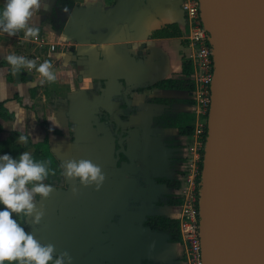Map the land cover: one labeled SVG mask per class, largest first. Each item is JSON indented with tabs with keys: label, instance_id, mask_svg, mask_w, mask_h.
Returning <instances> with one entry per match:
<instances>
[{
	"label": "crops",
	"instance_id": "obj_1",
	"mask_svg": "<svg viewBox=\"0 0 264 264\" xmlns=\"http://www.w3.org/2000/svg\"><path fill=\"white\" fill-rule=\"evenodd\" d=\"M69 1L42 0L37 39L0 31V139L19 133L11 125L24 109V134L33 144L47 141L63 176L37 204L45 213L39 224L13 218L57 254L69 252L73 264H173L179 242L145 222L156 216L178 222V206L169 199L179 203V150L191 143L196 117L188 90L156 85L184 80L186 66L193 72L188 23L177 0ZM52 13L59 31L49 24ZM13 54L37 65L50 61L57 81L35 70L14 72L6 60ZM53 114L60 127L50 133ZM72 159L102 168L99 191L68 180L62 165Z\"/></svg>",
	"mask_w": 264,
	"mask_h": 264
},
{
	"label": "water",
	"instance_id": "obj_2",
	"mask_svg": "<svg viewBox=\"0 0 264 264\" xmlns=\"http://www.w3.org/2000/svg\"><path fill=\"white\" fill-rule=\"evenodd\" d=\"M199 2L214 63L202 264H264V0Z\"/></svg>",
	"mask_w": 264,
	"mask_h": 264
},
{
	"label": "clouds",
	"instance_id": "obj_3",
	"mask_svg": "<svg viewBox=\"0 0 264 264\" xmlns=\"http://www.w3.org/2000/svg\"><path fill=\"white\" fill-rule=\"evenodd\" d=\"M41 6L42 0H5L0 8V31L9 36L23 32L25 38L37 39L40 32L36 23L39 19L37 13ZM6 60L14 72L24 68L35 70L49 83L58 79L53 64L48 60L37 65L35 60L14 54L8 55ZM26 120L27 113L20 109L11 125L13 131L19 132L17 142L21 144L29 142V135L23 131L27 127ZM47 120L52 125L48 129L50 133L60 127L55 114ZM62 167L69 181H78L84 187L94 185L97 191L106 180L102 168L88 159L68 160ZM55 175L47 161L34 159L28 151L17 158L9 154L0 155V205H3L0 210V264H73L69 252L61 251L57 254L55 245L37 239L13 218L15 214L33 218L34 224L41 222L45 213L37 204L50 198L55 191L52 183H46L50 176ZM73 193L76 194L75 189Z\"/></svg>",
	"mask_w": 264,
	"mask_h": 264
},
{
	"label": "built area",
	"instance_id": "obj_4",
	"mask_svg": "<svg viewBox=\"0 0 264 264\" xmlns=\"http://www.w3.org/2000/svg\"><path fill=\"white\" fill-rule=\"evenodd\" d=\"M181 16L188 23L187 40L193 48V89L188 98L193 103L196 125L190 144L181 148L183 161L176 167L180 172L181 184L178 192V233L182 253L175 264H202L201 246V178L211 102V82L214 63L209 36L202 23L199 0H177ZM41 45L44 40H40ZM55 46L49 51L54 52Z\"/></svg>",
	"mask_w": 264,
	"mask_h": 264
},
{
	"label": "trees",
	"instance_id": "obj_5",
	"mask_svg": "<svg viewBox=\"0 0 264 264\" xmlns=\"http://www.w3.org/2000/svg\"><path fill=\"white\" fill-rule=\"evenodd\" d=\"M60 1H63L62 4L66 6L72 5V2L69 0H58V3ZM52 16L53 17L49 20V24L52 30L59 31L60 27H58L57 24L60 23L59 19L54 17L55 16L54 13H52ZM184 74L186 78L182 81H176V80L163 81L156 86L162 87L164 89L188 90V92H190L193 89V83L191 80L192 71L187 70V66H186ZM186 132H190V131L187 130ZM18 135L19 133L17 132H10V134L6 138L0 139V155L9 154L13 158H17L21 153L28 151L31 153L34 159L38 161L39 160L47 161L49 163V167L55 171L56 175L50 176L49 180L46 181V183L50 182L53 185L60 183L63 179L62 170L58 161L50 153L47 146V141L44 140L42 142L33 144L29 139V142L27 144H21L17 142ZM159 181L166 184L167 187H178V183H173L172 181L167 179H161ZM169 201L173 205L178 206L179 204L178 202L171 200V198L169 199ZM1 207L3 209V205ZM21 226L23 227V223ZM145 226H148L155 231L166 232L170 236V242L172 243L179 242L180 240L178 233V222L176 223V221L174 220L159 216L150 217L146 219Z\"/></svg>",
	"mask_w": 264,
	"mask_h": 264
},
{
	"label": "rangeland",
	"instance_id": "obj_6",
	"mask_svg": "<svg viewBox=\"0 0 264 264\" xmlns=\"http://www.w3.org/2000/svg\"><path fill=\"white\" fill-rule=\"evenodd\" d=\"M2 205H0V210H2V207H1ZM14 217H15V214H14ZM5 264H8V262H5Z\"/></svg>",
	"mask_w": 264,
	"mask_h": 264
},
{
	"label": "flooded vegetation",
	"instance_id": "obj_7",
	"mask_svg": "<svg viewBox=\"0 0 264 264\" xmlns=\"http://www.w3.org/2000/svg\"><path fill=\"white\" fill-rule=\"evenodd\" d=\"M173 264H175L174 261H173Z\"/></svg>",
	"mask_w": 264,
	"mask_h": 264
}]
</instances>
